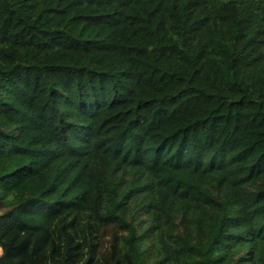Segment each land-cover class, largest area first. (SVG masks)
<instances>
[{
	"label": "trees",
	"instance_id": "16d2710c",
	"mask_svg": "<svg viewBox=\"0 0 264 264\" xmlns=\"http://www.w3.org/2000/svg\"><path fill=\"white\" fill-rule=\"evenodd\" d=\"M0 264H264V0H0Z\"/></svg>",
	"mask_w": 264,
	"mask_h": 264
},
{
	"label": "rangeland",
	"instance_id": "374dc122",
	"mask_svg": "<svg viewBox=\"0 0 264 264\" xmlns=\"http://www.w3.org/2000/svg\"><path fill=\"white\" fill-rule=\"evenodd\" d=\"M0 253H1V250H0Z\"/></svg>",
	"mask_w": 264,
	"mask_h": 264
}]
</instances>
